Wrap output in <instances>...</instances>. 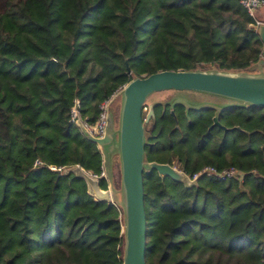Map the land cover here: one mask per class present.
Wrapping results in <instances>:
<instances>
[{
  "label": "trees",
  "instance_id": "obj_1",
  "mask_svg": "<svg viewBox=\"0 0 264 264\" xmlns=\"http://www.w3.org/2000/svg\"><path fill=\"white\" fill-rule=\"evenodd\" d=\"M254 22L240 0H0V264H122L121 207L49 166L80 165L109 187L72 107L94 123L141 74L264 68ZM153 109L146 162L244 174L187 185L145 167L147 264H264V107L223 109L227 131L212 107Z\"/></svg>",
  "mask_w": 264,
  "mask_h": 264
},
{
  "label": "water",
  "instance_id": "obj_2",
  "mask_svg": "<svg viewBox=\"0 0 264 264\" xmlns=\"http://www.w3.org/2000/svg\"><path fill=\"white\" fill-rule=\"evenodd\" d=\"M257 32L264 44V24L257 28ZM261 53L262 59L259 63L263 65L264 47ZM127 69L130 70L129 67ZM162 89L201 91L236 101V103L222 105L202 103L198 106L215 108L216 116L213 125L218 124L225 131L229 128L220 122V113L223 109L246 104L264 107V72L159 69L156 72L141 74L122 86L118 127H115L112 109L105 136L101 138L85 133L90 140L100 146L101 152L105 155V162L108 158L107 150L109 151L110 145L114 149L117 147L120 157V189L115 188L112 176L108 175L106 178L109 180L110 187L102 188L101 177L90 173L80 165L65 167L63 170V172H71L85 179L88 192L96 199L116 202L121 207L125 232L122 264H147V214L143 172L145 167L155 169L160 174L187 185L196 182L190 181L184 171L177 170L167 162L145 161L146 133L144 124L155 117V113L153 105L148 108L146 115L143 111L146 108L145 103L149 95ZM178 102L186 104L181 100ZM103 176L105 177V175ZM115 192L121 193L120 202L116 201Z\"/></svg>",
  "mask_w": 264,
  "mask_h": 264
},
{
  "label": "built area",
  "instance_id": "obj_3",
  "mask_svg": "<svg viewBox=\"0 0 264 264\" xmlns=\"http://www.w3.org/2000/svg\"><path fill=\"white\" fill-rule=\"evenodd\" d=\"M240 2L243 4V6L246 8L248 13L254 17L255 22L253 23L256 28H258L261 24H264V19L260 17L259 11H264V0H240ZM122 86L113 92L111 96L107 99H105L101 105H100V112H99V118L96 122L91 123L84 119L80 115L78 102L72 107L70 116L71 119L76 122L81 129H83L84 133L92 134L97 137H101L105 135L109 122H110V112L112 110V105L115 101V99L120 96ZM38 163V161H36ZM51 169H56L63 171L64 167H58L56 165H49ZM174 166V165H173ZM177 170L184 171L189 180L195 182L199 176L201 175H208V176H216V177H239L241 178L243 176V171L240 169L235 168L234 166L224 167V168H216L213 165H204L201 168H199V171L189 174L187 171H185L182 167H179L177 165L174 166ZM105 175L107 177L105 171L103 170L102 176Z\"/></svg>",
  "mask_w": 264,
  "mask_h": 264
},
{
  "label": "rangeland",
  "instance_id": "obj_4",
  "mask_svg": "<svg viewBox=\"0 0 264 264\" xmlns=\"http://www.w3.org/2000/svg\"><path fill=\"white\" fill-rule=\"evenodd\" d=\"M247 72H251V73H255V72H264V68H259L257 67V65L254 64L253 67H251L249 69V71ZM179 100L185 102L186 104H188L189 106H194V107H198L199 105H202V103L205 104H231V103H236V101L231 100V99H223L220 96H216L213 94H209V93H205V92H201V91H192V90H174V89H162L156 92H153L149 95L147 101L149 103V106L154 105L155 103H159L162 102L163 104L166 103H175L178 102ZM120 105H121V95L118 96L113 105V115H114V124L115 127H118L119 124V111H120ZM147 108V110H148ZM149 122V121H148ZM149 126V125H148ZM112 145H110L109 147V153L113 156L114 154H118V149L117 147L112 148ZM107 160H109V158H107ZM106 160V161H107ZM177 165L179 167H181L178 163V161H176L174 163V166ZM120 157L117 156L116 159V183L114 184L116 189H120V184H121V172L120 170ZM114 181V180H113ZM115 199L117 202L121 201V193L120 192H115Z\"/></svg>",
  "mask_w": 264,
  "mask_h": 264
},
{
  "label": "crops",
  "instance_id": "obj_5",
  "mask_svg": "<svg viewBox=\"0 0 264 264\" xmlns=\"http://www.w3.org/2000/svg\"><path fill=\"white\" fill-rule=\"evenodd\" d=\"M263 11H259V14L262 16L263 14ZM107 153H108V158L109 160H107L105 162V159H104V171L105 173L108 175V176H112V179L115 180V167H116V159H117V156L118 154H114L113 156L109 153V151L107 150ZM104 158H105V155H104ZM106 167V168H105ZM108 179V178H107ZM114 183V181H113ZM110 187V186H109Z\"/></svg>",
  "mask_w": 264,
  "mask_h": 264
},
{
  "label": "bare ground",
  "instance_id": "obj_6",
  "mask_svg": "<svg viewBox=\"0 0 264 264\" xmlns=\"http://www.w3.org/2000/svg\"><path fill=\"white\" fill-rule=\"evenodd\" d=\"M105 136V135H104ZM103 137V136H102Z\"/></svg>",
  "mask_w": 264,
  "mask_h": 264
}]
</instances>
